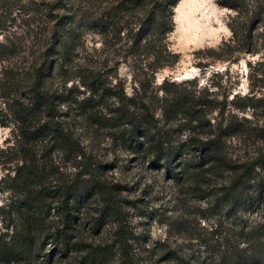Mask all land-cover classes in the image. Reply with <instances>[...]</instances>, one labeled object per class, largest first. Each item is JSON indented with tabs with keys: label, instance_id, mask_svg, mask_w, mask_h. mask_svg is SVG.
<instances>
[{
	"label": "trees",
	"instance_id": "1",
	"mask_svg": "<svg viewBox=\"0 0 264 264\" xmlns=\"http://www.w3.org/2000/svg\"><path fill=\"white\" fill-rule=\"evenodd\" d=\"M179 2L0 7V126L14 135L0 148V264H264V0H216L230 35L208 52L258 56L257 91L222 98L195 78L156 82L180 58L168 41ZM99 133L172 182L184 214L197 202L208 229L165 216L184 243L150 244L105 173L115 159L88 145Z\"/></svg>",
	"mask_w": 264,
	"mask_h": 264
},
{
	"label": "rangeland",
	"instance_id": "2",
	"mask_svg": "<svg viewBox=\"0 0 264 264\" xmlns=\"http://www.w3.org/2000/svg\"><path fill=\"white\" fill-rule=\"evenodd\" d=\"M193 1L180 0L174 9L175 27L168 41L171 49L180 54V58L174 66L165 67L156 73L157 84L166 77L173 80L175 77H181L176 81L195 78L200 85H209L220 98L229 92L231 97L235 93L247 94L252 89L257 91L255 85L258 84L253 73L258 56L243 54L234 60L233 58L228 60L217 58L216 54L208 52V50L218 51L222 42L230 35L226 25L229 11L219 7L216 0H203L207 3L203 11L198 10L190 15L188 21L198 26L196 35L186 33L184 23L182 27L177 26L175 19L182 18L184 21L188 7ZM10 6L11 0H0L2 14L4 15L7 11V17ZM1 65L0 63V67ZM121 74L127 75V69L124 66L121 67ZM126 86L127 91L130 92L129 81ZM256 113V117L261 118L260 111L256 110ZM240 115L251 116V111L247 110ZM86 137L88 135L85 139ZM13 139L12 127L0 126V148L8 147ZM88 145H94L100 153L107 155L106 159L109 161L115 159L116 166L105 173L109 180L117 181L125 187L122 199L127 219L138 233L145 231L148 234L150 244L166 242L173 246L182 242L183 236L177 233L169 236L167 226L160 224L159 220L165 216L180 218L179 216L183 215L187 219L197 218L199 225L205 227V230L208 229L211 222L200 220V214L197 213L198 203L191 201L187 208L188 213L192 212L190 215L184 214L185 208L177 204L175 200L176 188L172 182L164 180L160 172L146 169L143 163H130L127 152L121 148L112 149L104 134L96 135L94 142ZM1 159H5V156ZM5 172V169H0V204L8 197L4 191V183L1 181Z\"/></svg>",
	"mask_w": 264,
	"mask_h": 264
},
{
	"label": "bare ground",
	"instance_id": "3",
	"mask_svg": "<svg viewBox=\"0 0 264 264\" xmlns=\"http://www.w3.org/2000/svg\"><path fill=\"white\" fill-rule=\"evenodd\" d=\"M207 3L203 0H194L193 2L190 3L188 7V13L185 16V20L183 21L182 18L180 19H175V22L177 26H181L184 23V27L186 29V33H191L192 35H196L198 26L191 21H188L190 19V15L194 12H197L198 10L203 11V9L206 7ZM205 17V16H204ZM187 19V20H186ZM186 21V22H185ZM182 27V26H181ZM196 37V36H195Z\"/></svg>",
	"mask_w": 264,
	"mask_h": 264
},
{
	"label": "water",
	"instance_id": "4",
	"mask_svg": "<svg viewBox=\"0 0 264 264\" xmlns=\"http://www.w3.org/2000/svg\"><path fill=\"white\" fill-rule=\"evenodd\" d=\"M181 78V77H180ZM179 77H175L174 80H179L180 79Z\"/></svg>",
	"mask_w": 264,
	"mask_h": 264
}]
</instances>
